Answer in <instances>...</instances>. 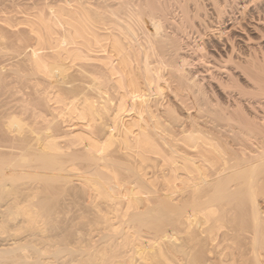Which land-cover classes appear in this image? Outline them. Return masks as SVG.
I'll return each instance as SVG.
<instances>
[{"label": "bare ground", "instance_id": "1", "mask_svg": "<svg viewBox=\"0 0 264 264\" xmlns=\"http://www.w3.org/2000/svg\"><path fill=\"white\" fill-rule=\"evenodd\" d=\"M171 1L179 20L159 0H35L13 16L11 26L35 38L33 73L48 81L40 92L50 112L34 106V120L51 114L64 129L50 119L34 128L19 112L3 119L0 226L22 225L66 190L73 230L43 222L12 241L4 230L0 264H264V0ZM206 4L219 23L215 41L202 39ZM185 28L199 39L194 61L207 67L205 86L234 82L251 99H242L247 89L229 92L232 102L219 92L222 104L209 107L204 82L186 67L192 60L178 52ZM79 61L101 71L85 85L70 72ZM165 71L200 113L227 127L223 137L200 124L167 129L158 110Z\"/></svg>", "mask_w": 264, "mask_h": 264}, {"label": "rangeland", "instance_id": "2", "mask_svg": "<svg viewBox=\"0 0 264 264\" xmlns=\"http://www.w3.org/2000/svg\"><path fill=\"white\" fill-rule=\"evenodd\" d=\"M0 0V131L3 132V134L5 136H7V132L5 133L4 129L5 126H3L4 122L7 121V113L10 114L11 112L12 113H20L22 115L21 118H23L26 122H28V124L34 128H42L43 126H45L46 124H48V121L47 119L50 121H52V123L54 124L55 122H57V120H59L58 118H55V119H52L53 118V115L51 116V114L47 117V119L43 118V117H40V118H35L36 120H34V117H33V112L35 113L38 110H42L45 112V114H48V112H50V108H48V106L46 105V101L44 100L43 98V94H41V90L47 86L48 84V81L47 79H45L44 77L40 76L39 74H35L33 73V68H32V64L30 62V59H28L29 57V53H30V50H31V47H32V44H34V40L35 38L33 37V35H31L32 33H30V30L29 28H27L26 25L24 24H17V26H11L12 23H15V20L13 22V16H14V19L16 18H19L21 17L20 15L22 14L21 13V10L28 6V5H32L35 0ZM37 2L35 3H43L44 0H36ZM43 1V2H42ZM110 2L112 1V3H116V0H109ZM161 1L160 4H164L165 6H167V8L170 10L171 12V16L174 15V19L175 17L177 18L179 16V13H178V8H177V4H176V1H171V0H159ZM163 1V3H162ZM166 1V2H165ZM170 1V2H169ZM236 1H239V0H236ZM31 2V3H30ZM22 5H20V4ZM30 3V4H28ZM173 3V4H172ZM19 4V6H18ZM28 4V5H27ZM176 4V5H175ZM15 5V6H14ZM207 5V7H206ZM205 5V8L209 9L208 11H206L207 9H204L202 12L204 13V18L206 17L207 15V12H208V15H207V18L203 19V21L205 22L204 25L206 26H210V29H206L205 30V33H204V36H203V40H209V38L211 39V41H215V38H213L214 34H216V30L217 28L219 27V23L216 21L215 19V15L211 12L212 10L209 8V4H206ZM20 7V8H18ZM22 7V8H21ZM204 8V7H203ZM233 8V7H232ZM231 10L233 11V13H236V10H238V8L236 7V5H234V8ZM21 9V10H20ZM178 9V10H177ZM230 9V8H229ZM228 8H226V13L227 14H230L231 13V10H229ZM20 11V12H19ZM210 11V12H209ZM19 15H18V14ZM174 13V14H172ZM206 13V14H205ZM212 13V15H211ZM176 14V15H175ZM178 15V16H177ZM236 15V14H234ZM15 16H18V17H15ZM23 16V14H22ZM11 17V19H10ZM229 17V16H227ZM213 18V19H212ZM180 18L178 17V19H175V20H179ZM178 22V21H177ZM217 22V23H216ZM7 24V25H6ZM148 28L153 31V27L150 25V24H147ZM261 28H264V23H262V25H260ZM216 28V29H214ZM205 29V28H204ZM185 30L187 31H184V34H183V39L180 40L179 42V49H178V52L179 54H181L182 56H185L188 60H192V61H189V65L186 66L187 69L188 68H191V71H193V74L195 77V81H200L198 83H201L202 81H206L209 80V75L206 74V71H204V68L206 69L207 67H204L205 65L204 64H199L197 66V64H195L198 59L195 57V55H197V50L196 51H193L196 49V46L195 44H197L198 42V37L197 35L192 32H190L188 29L185 28ZM215 31V33L213 34L212 31ZM18 31V32H17ZM27 31V32H26ZM213 31V32H214ZM186 33H190L189 34H186ZM211 33V34H209ZM21 35V36H20ZM254 35V34H253ZM252 35V36H253ZM209 36V37H208ZM28 37V38H27ZM208 37V38H207ZM254 37H256L254 35ZM258 41V40H257ZM254 40V42H257ZM195 46V47H194ZM181 47V48H180ZM30 48V49H29ZM29 49V50H28ZM45 51H43V54L47 57V55L49 54V52H46L48 51V49H44ZM181 50V51H180ZM29 51V52H28ZM185 51V52H184ZM46 52V53H45ZM181 52V53H180ZM27 53V54H26ZM20 54V55H19ZM194 55V56H193ZM23 56V57H22ZM192 56V57H191ZM196 58V59H195ZM195 60V61H194ZM191 62L193 64H191ZM78 65L76 66H73L72 69L70 70V72L72 73V76H74L76 78V80L78 81H75L76 83H81L83 82V84L85 85V83H87V81L89 82L90 81V76L89 74L91 72H97L98 73V70L100 71V69H98L94 64L92 63H82V62H78L77 63ZM84 64V66H83ZM87 64V65H85ZM82 65V66H81ZM79 66V67H78ZM80 66L84 69H80ZM203 66V67H202ZM85 67V68H84ZM203 68V69H202ZM30 69V70H29ZM195 69V70H194ZM196 69H200L199 71L201 72H204V73H200L198 72H195ZM83 70V71H81ZM87 71V73L85 72ZM20 72V73H19ZM80 72V73H79ZM90 72V73H89ZM101 72V71H100ZM195 72V73H194ZM19 75H17V74ZM26 73V74H25ZM83 73V74H82ZM86 73V74H85ZM165 73V78L168 80V83H169V86L165 88L164 92H163V98L162 101L163 102V105L162 107H160L158 110H159V115L161 116V120L162 122L166 123L165 126L167 125V129L169 130H172L175 132L177 131V133L181 130H183L184 128L185 129H190V127L192 125H196L198 126L200 124V127L202 130L204 129L205 131L209 130V128H212L210 129L209 131L213 132V134H218V136L220 137H223L222 134H224V130L227 129V127L223 130V127L221 129L222 130H219V125L218 124V121L219 120H216V119H212L213 116L215 117V115L213 114V116L211 117L210 115L212 114H208L202 112L200 113L197 108L191 104L192 103V98L189 97L188 94H186V91L185 93L182 92L184 90L182 89H178L176 85V82L173 81V79L170 77L169 73L167 71L164 72ZM23 74V75H22ZM199 74L201 76H199ZM29 75V76H28ZM83 75V76H81ZM2 76V77H1ZM23 76V77H22ZM202 77L201 80L198 78ZM205 76V77H204ZM25 78V79H24ZM34 78V79H33ZM204 79V80H203ZM207 79V80H205ZM2 80V81H1ZM34 80V81H33ZM5 81V82H4ZM21 81V82H20ZM173 81V82H172ZM33 82V83H32ZM39 82V83H38ZM52 82L53 84H57V80L55 78H52ZM196 82V83H197ZM211 83V87L209 86H205L206 83L204 82V88L207 89V93H206V96L208 99L211 100V102L209 104H211V106H209L210 108H217L218 104L220 106V101H216V97L217 94L216 93H219V96L221 97V99L225 102L226 100L229 102H232L231 99H232V95L235 96L236 93H239L240 91H242L241 89H243V92H246L248 90V88H245V87H240V91L236 88H239L237 85H233V84H236V83H232L230 84V82L226 83V85L224 86H220L218 87L217 84H215L214 82H211V79L209 81ZM25 83V84H24ZM22 84V85H21ZM6 85V87H5ZM21 86V87H20ZM228 86V87H227ZM237 86V87H236ZM68 86H66L67 88ZM230 87V88H229ZM23 88V89H22ZM63 88V87H62ZM66 88L64 87L63 89L66 90ZM213 88V89H212ZM220 88V89H219ZM235 88V90H233ZM211 89V90H210ZM226 89V91H225ZM247 89V90H246ZM180 90V91H179ZM182 90V91H181ZM221 90L222 93H221ZM245 90V91H244ZM41 91V92H40ZM212 91V92H211ZM29 92V93H28ZM227 92V93H226ZM229 92H231L230 95ZM33 93V94H32ZM10 94V95H9ZM14 94V95H12ZM216 94V95H215ZM229 94V95H227ZM42 95V96H41ZM224 95V96H223ZM247 95V96H246ZM252 95L251 93H249V90H248V93H245V95L243 94L242 95V99L243 101H247V99H251V96ZM30 98H29V97ZM229 99H226L228 98ZM238 96V95H237ZM240 96V95H239ZM243 96H246V97H243ZM250 96V97H249ZM262 96V97H261ZM259 96L258 98L264 103V94ZM189 97V98H188ZM211 97V98H210ZM215 97V98H214ZM226 97V98H225ZM236 97V96H235ZM249 97V98H248ZM2 98V99H1ZM224 98V99H223ZM246 98V99H245ZM34 99V100H33ZM226 99V100H225ZM25 100V101H24ZM189 102H188V101ZM214 100V102H213ZM233 100V99H232ZM35 101V102H34ZM45 101V102H44ZM226 101V102H227ZM218 103V104H216ZM11 104V105H10ZM25 104V105H24ZM214 104V105H213ZM216 105V106H215ZM22 106V107H21ZM32 106V107H31ZM34 106H37L34 108ZM165 106V107H164ZM187 106V107H186ZM218 106V107H219ZM45 107V108H44ZM192 107V108H191ZM26 108V109H25ZM32 108V109H31ZM231 107L227 108L226 110H231L230 109ZM34 109V110H33ZM4 110V111H3ZM33 110V111H32ZM49 110V111H48ZM171 111V114L168 113ZM196 110V111H195ZM262 110V109H261ZM8 111V112H7ZM10 111V112H9ZM202 111V110H201ZM27 112V113H26ZM263 114H264V110L262 111ZM262 112L260 114V116L262 115ZM54 113V112H52ZM161 113V114H160ZM168 113V114H167ZM187 113V114H186ZM170 114V116H169ZM198 114V115H197ZM200 114V115H199ZM204 116H202V115ZM4 117H3V116ZM25 118H24V116ZM209 115V116H208ZM263 116V115H262ZM33 117V118H32ZM173 120H172V118ZM200 117V118H199ZM34 121H32V119ZM179 118V119H178ZM195 118V120H194ZM210 118V120H209ZM4 119V121H3ZM212 119V120H211ZM56 120V121H55ZM179 120V121H178ZM192 120V121H191ZM197 122V124L194 122ZM214 120V121H213ZM2 121H3V124H2ZM38 121V123L36 122ZM202 121V122H201ZM217 121V122H216ZM34 122V124H33ZM174 122V123H172ZM193 122V123H192ZM213 122V123H212ZM31 123V124H30ZM58 123H60L58 125ZM62 122L58 121L56 124L57 126H62L61 128L64 129V123H62L63 125H61ZM208 123V124H207ZM221 124L224 123V121H221L220 122ZM38 124V125H37ZM54 124V125H56ZM176 124V125H175ZM170 126V127H168ZM205 126V127H204ZM217 126V127H216ZM226 126V125H225ZM4 127V128H3ZM207 127V128H206ZM60 128V129H61ZM223 132V133H221ZM220 134V135H219ZM226 134V133H225ZM75 184L74 185H81V183L78 181V184L77 183V180L74 182ZM77 183V184H76ZM82 186V185H81ZM65 191L64 190L62 192V194L57 197L56 199L57 200H48L47 204L48 206L52 205V207H48L45 203V207H43L41 209V212L37 213V215L35 213H32L30 216H27V222H24L22 225V227L20 226H16L14 227L13 225L10 226L9 222L7 224H9L8 226L7 225H4V226H0V236H3L2 239L5 238L6 235H8L9 233L12 235V236H6L7 238L11 239H14V237H20L22 238L23 236L27 235L29 232H34V230H36V228L39 226V225H42L44 224L43 222H48L46 223V226L47 228H50V227H61V228H66V230L64 229V234L67 235L68 234V228L67 226L70 225V222H69V218H70V214L71 212H69V216L65 214V209H66V206H67V203L65 200L66 198L65 197ZM62 197V198H61ZM62 199V200H61ZM33 201H30V202H36L37 199L36 198H33L32 199ZM61 201V202H60ZM55 204H54V203ZM66 204H65V203ZM26 204V205H25ZM24 206H28L30 205L29 203H25ZM59 204V205H58ZM61 204H65V206H61ZM47 206V207H46ZM21 208V207H20ZM24 208V207H23ZM45 208V210H43ZM58 208V209H57ZM62 209V210H61ZM64 209V211H63ZM56 210V211H55ZM55 212V214H54ZM58 212V213H57ZM62 212V213H61ZM58 215H57V214ZM65 214V217L63 216ZM78 213V212H77ZM53 214V215H52ZM61 214V215H59ZM63 214V215H62ZM73 213H71L72 215ZM39 215V216H38ZM44 215V216H43ZM46 215V216H45ZM49 215V216H48ZM56 215V216H54ZM34 218H33V217ZM41 219H40V218ZM50 217V218H49ZM54 217V218H53ZM64 217V218H63ZM29 218V219H28ZM32 218V219H31ZM86 218V217H84ZM84 218H79V221L78 223H82V220L80 219H84ZM20 219V217L18 218ZM31 219V220H30ZM49 219V220H48ZM87 219V218H86ZM30 220V221H29ZM77 221V220H76ZM86 222L87 220H83V222ZM38 222V223H37ZM40 222V223H39ZM84 222V223H85ZM11 223V222H10ZM61 223V224H60ZM6 224V223H5ZM52 224H57V225H52ZM64 224V225H63ZM69 224V225H68ZM3 225V224H2ZM48 225H50L48 227ZM79 224L77 226H80ZM10 227V228H9ZM45 227V225H44ZM52 227V228H53ZM8 228V229H7ZM16 228V229H14ZM21 228V230H20ZM33 228V230H32ZM51 228V229H52ZM73 228V227H72ZM71 228V225L69 227V231L71 232L73 229ZM10 229H11V232H10ZM72 229V230H71ZM4 230H8V234H4ZM4 231V232H3ZM66 231V232H65ZM2 232V233H1ZM63 232V231H62ZM15 233V234H13ZM17 235V236H15ZM14 236V237H13ZM11 237V238H10ZM6 238V239H7ZM16 239V238H15ZM6 240L4 239L3 243H5Z\"/></svg>", "mask_w": 264, "mask_h": 264}]
</instances>
